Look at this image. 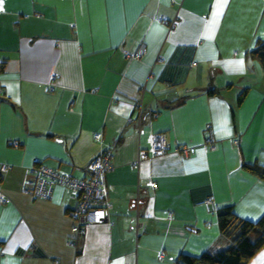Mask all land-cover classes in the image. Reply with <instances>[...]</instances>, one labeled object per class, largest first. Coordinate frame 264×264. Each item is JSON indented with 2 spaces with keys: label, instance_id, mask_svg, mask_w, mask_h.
<instances>
[{
  "label": "crops",
  "instance_id": "1",
  "mask_svg": "<svg viewBox=\"0 0 264 264\" xmlns=\"http://www.w3.org/2000/svg\"><path fill=\"white\" fill-rule=\"evenodd\" d=\"M0 9V264H174L228 243L216 208L263 214L264 180L242 163L264 166V68L247 54L264 38V0H3ZM141 43V58L126 56ZM156 132L168 150L133 169ZM107 147V219L75 236L77 194L58 184L48 198L25 193L26 168L37 159L87 179ZM263 263L264 247L248 264Z\"/></svg>",
  "mask_w": 264,
  "mask_h": 264
},
{
  "label": "built area",
  "instance_id": "2",
  "mask_svg": "<svg viewBox=\"0 0 264 264\" xmlns=\"http://www.w3.org/2000/svg\"><path fill=\"white\" fill-rule=\"evenodd\" d=\"M142 53L143 48L140 47L134 55L135 57H140ZM94 136L98 138L100 134L96 133ZM207 140L210 142V148H213V135L210 130ZM13 144L17 145L18 142L14 140ZM149 146V153H151V155L149 154L150 157L162 155L169 148L165 133L156 132L150 134ZM179 147L186 153L189 152V149L191 153L195 150V148L191 146ZM149 156L145 150H139L133 166L138 167L139 163ZM111 157V151L107 150L90 160L87 166L90 173L89 181L76 179L67 173L58 172L45 165L36 164L37 159H34V163L26 168L29 178H26L24 181V191L34 197L48 198L50 197L53 184L73 189L77 194L78 202L70 215L74 220L72 231L76 236L83 231L85 226L103 222L107 219V207H110V204L105 200L106 190L103 173L111 169ZM7 167L8 166L5 164L1 165V171L6 170ZM4 201V196L0 195V203ZM211 201V199L205 200L207 204H212ZM67 244L74 247V238L68 239Z\"/></svg>",
  "mask_w": 264,
  "mask_h": 264
},
{
  "label": "trees",
  "instance_id": "3",
  "mask_svg": "<svg viewBox=\"0 0 264 264\" xmlns=\"http://www.w3.org/2000/svg\"><path fill=\"white\" fill-rule=\"evenodd\" d=\"M247 54L249 57L257 61L264 68V38L261 40H257L255 45L248 51ZM48 89L53 90V86H49ZM216 92H217V89L214 87L208 88L207 90V93L209 94H215ZM245 92H246V88L242 87L239 90L237 101H236L237 104H239L242 101ZM212 144H214V142ZM181 146L183 147V145ZM149 147L150 146L144 149H139V150H145V152L149 156V154L151 155V153H149ZM177 149L179 151L183 150L181 149V147H178ZM210 149L213 150L214 148H210ZM107 150H110L112 154V157L110 159V165L112 167L110 170H107L103 173L104 185H105V190H106L105 200L107 196L105 174L107 172L112 171L114 167L112 163L113 148L107 147L104 150H102L99 154L95 155V156L101 155L103 152ZM158 156H161V155H158ZM151 158H154V157L149 156L145 160H148ZM134 161L132 162L131 166L133 169L138 170L139 166L138 167L133 166ZM242 166L246 171L264 180V166L263 165L258 164V163L250 164V163L243 162ZM88 175L89 176L87 179H82V180L89 181L90 179L89 171H88ZM151 185L155 187L156 183L151 182ZM68 188L71 189L70 187ZM206 199L212 200V198L210 197ZM77 202H78V198H77ZM211 202L212 204H208V205L212 206V208H215L216 206L215 203L213 201ZM72 210L73 209H71V211ZM71 211H70V214H71ZM215 212H216V223H217V227L219 230V235L222 236L223 239L227 240L228 243L223 247H219L218 249L204 250L201 253L196 254V255L181 253L174 259V264H248L250 260L255 256V254L261 248L264 247V212L257 220H254V221L241 218L238 214L235 213L234 208L231 205L218 207L215 209Z\"/></svg>",
  "mask_w": 264,
  "mask_h": 264
},
{
  "label": "bare ground",
  "instance_id": "4",
  "mask_svg": "<svg viewBox=\"0 0 264 264\" xmlns=\"http://www.w3.org/2000/svg\"><path fill=\"white\" fill-rule=\"evenodd\" d=\"M173 24L172 23H170L169 24V26H172ZM140 47H142L143 48V53L141 54V56L140 57H135V52L140 48ZM144 52H145V44L144 43H141L137 48H136V50H134L133 52H130V53H127L126 54V56L127 57H129V58H135V59H139V58H141L142 56H143V54H144ZM209 130L210 129H208V132H209ZM211 131V130H210ZM165 133V132H164ZM165 135H166V133H165ZM212 135H213V132H212ZM207 136H208V134H207ZM207 136H206V142L209 144V147H210V142L207 140ZM166 139H167V137H166ZM213 141H214V136H213ZM213 141H212V143H213ZM213 145V144H212ZM213 148H214V145H213ZM188 153H191V151H190V149H189V152Z\"/></svg>",
  "mask_w": 264,
  "mask_h": 264
},
{
  "label": "snow or ice",
  "instance_id": "5",
  "mask_svg": "<svg viewBox=\"0 0 264 264\" xmlns=\"http://www.w3.org/2000/svg\"><path fill=\"white\" fill-rule=\"evenodd\" d=\"M2 2H3V0H0V4H2ZM0 10H2V9H0Z\"/></svg>",
  "mask_w": 264,
  "mask_h": 264
},
{
  "label": "clouds",
  "instance_id": "6",
  "mask_svg": "<svg viewBox=\"0 0 264 264\" xmlns=\"http://www.w3.org/2000/svg\"><path fill=\"white\" fill-rule=\"evenodd\" d=\"M107 215V214H106Z\"/></svg>",
  "mask_w": 264,
  "mask_h": 264
}]
</instances>
